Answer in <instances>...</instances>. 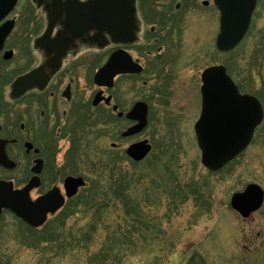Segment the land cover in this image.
I'll return each mask as SVG.
<instances>
[{
  "label": "rangeland",
  "instance_id": "374dc122",
  "mask_svg": "<svg viewBox=\"0 0 264 264\" xmlns=\"http://www.w3.org/2000/svg\"><path fill=\"white\" fill-rule=\"evenodd\" d=\"M30 6L22 0L19 12L32 15ZM217 19L214 15L211 33L189 30L175 80L164 95L143 92L142 80L132 82L129 99L148 98V128L120 140L118 151L111 149L109 136L97 145L83 143L84 156L70 168L81 171L89 187L42 232L19 229L10 217L0 223L7 228L0 235V264H264V205L248 219L231 207L233 195L251 184L264 191V121L247 151L218 173L202 165L194 131L201 75L209 67L225 66L241 93L257 97L264 107V1L247 37L231 53L216 48ZM19 34L18 29L11 47ZM17 53L10 62L0 57L5 99L12 81L31 66ZM127 87L119 86L124 96ZM8 112L14 116V109ZM7 118L0 115V124ZM142 140L153 150L135 163L125 151ZM68 146L65 142L64 152ZM94 147L100 153L97 172L91 164Z\"/></svg>",
  "mask_w": 264,
  "mask_h": 264
},
{
  "label": "flooded vegetation",
  "instance_id": "af4514ba",
  "mask_svg": "<svg viewBox=\"0 0 264 264\" xmlns=\"http://www.w3.org/2000/svg\"><path fill=\"white\" fill-rule=\"evenodd\" d=\"M29 1L35 10L32 15L19 12L22 3L19 0L16 8L0 21V36L6 35L0 52L2 60L10 62L20 52L21 61L31 64L12 81L8 100L0 91V115L8 116L6 123L0 124V202L7 198L4 191L10 189L8 199L22 214L29 215L35 222L43 216L46 220L40 228H33L13 211L3 208L0 223L10 217L19 229L31 233L42 232L51 223L56 214L48 212L50 209L63 201L61 212L89 187L84 174L70 168L77 165L79 156L81 159L82 154L84 156L83 143L91 140L95 145L102 136H109L111 149L120 150L118 142L127 141L123 134L135 126L128 118L129 114L140 102L148 107L149 126L148 98L133 103L129 99L132 82L142 80L145 93H149V89L159 95L168 92L175 80L176 65L189 30L193 27L201 32H213L215 15L220 32L221 13L214 0H135L139 20L137 40L130 45L110 44L102 49L96 44L98 38L100 43V31L92 26L90 17L93 11L96 12L98 0H93V11L89 6L92 0H64L65 12L61 17L55 16L53 21L34 0ZM52 1L48 0L46 4L50 5ZM226 1L228 7L239 4L237 0ZM263 1L256 2L251 27L261 12ZM78 8L87 26L95 29L92 31L88 27L81 36L76 31L75 17L68 18L67 15L68 11L75 14ZM81 19L78 17V21ZM67 21L70 32L66 31ZM18 29L21 38L17 37V46L11 47L10 41ZM110 60L114 63L112 72L115 76L111 86L107 87L98 77ZM130 61L132 67L129 68ZM44 66L50 73L56 69L49 75L46 86L31 89L13 99V84ZM128 69L132 72H123ZM124 82L128 83L126 96L119 91ZM8 109H14V116ZM65 142L69 146L64 152ZM94 149L91 164L97 172L100 153L96 147ZM70 178L83 179L86 183L77 188L72 197L68 195L74 191V188L69 190ZM6 231V226L0 224V235Z\"/></svg>",
  "mask_w": 264,
  "mask_h": 264
},
{
  "label": "water",
  "instance_id": "95a60500",
  "mask_svg": "<svg viewBox=\"0 0 264 264\" xmlns=\"http://www.w3.org/2000/svg\"><path fill=\"white\" fill-rule=\"evenodd\" d=\"M39 8H43L48 14L49 20L61 17L65 12L64 0H53L47 5L48 0H34ZM221 13V30L217 38V48L222 53L234 51L247 35L252 15L256 7L257 0H237V6L228 7L226 0H214ZM89 6L93 11L94 2ZM17 0H0V21L8 15L16 6ZM96 12L93 11L91 17L92 26L100 31L96 44L102 49L109 44H133L138 37L139 22L135 6V0H98ZM78 8L75 14L68 11V18L75 17L76 31L81 36L87 31V23ZM81 14V15H80ZM78 17L82 19L78 21ZM87 18V17H86ZM90 24V23H89ZM88 24V25H89ZM66 31L70 32V24H65ZM92 31L95 30L90 28ZM6 35L0 36V52ZM113 60L102 69L99 81L103 86H111L115 73L112 72ZM132 67L131 61L128 67ZM56 68L57 65L53 64ZM129 67V68H130ZM53 69L47 66L33 71L30 74L19 78L12 86L13 99L25 94L34 88H44L48 77L54 73ZM124 73L132 72L130 69ZM202 97L203 107L201 118L195 126L198 145L202 151V164L211 172H218L229 163L241 155L251 144L256 129L262 124L264 111L261 103L253 96L241 95L238 87L227 74L223 66H216L207 69L202 75ZM148 107L139 103L129 114V118L138 122V125L124 134V137H132L140 134L147 127ZM151 152V147L147 141L133 145L127 151L128 156L135 162L143 161ZM84 186L82 180L70 179L69 197L76 194V189ZM68 188V186H67ZM10 189L4 191L7 198L0 202V214L3 208L9 209L27 222L32 227H40L44 224L46 217L43 216L39 222H35L29 215L22 214L18 206L9 200ZM2 190L0 191V193ZM2 195V194H1ZM63 201L48 212L56 213L62 206ZM264 204V191L257 185H250L243 193L233 196L232 208L244 219H248L252 214L259 211Z\"/></svg>",
  "mask_w": 264,
  "mask_h": 264
}]
</instances>
